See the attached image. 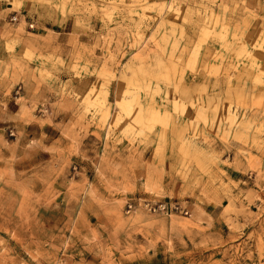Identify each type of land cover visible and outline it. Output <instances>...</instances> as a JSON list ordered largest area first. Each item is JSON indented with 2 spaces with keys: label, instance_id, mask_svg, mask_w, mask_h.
I'll use <instances>...</instances> for the list:
<instances>
[{
  "label": "rangeland",
  "instance_id": "374dc122",
  "mask_svg": "<svg viewBox=\"0 0 264 264\" xmlns=\"http://www.w3.org/2000/svg\"><path fill=\"white\" fill-rule=\"evenodd\" d=\"M0 264H264V0H0Z\"/></svg>",
  "mask_w": 264,
  "mask_h": 264
},
{
  "label": "built area",
  "instance_id": "2783aa9c",
  "mask_svg": "<svg viewBox=\"0 0 264 264\" xmlns=\"http://www.w3.org/2000/svg\"><path fill=\"white\" fill-rule=\"evenodd\" d=\"M142 207L152 213V214H156V215H163V216H169L171 214L174 213H180L183 215H187L188 214V209L185 206H182L179 202L177 201H164V200H157V201H152V200H143V202L141 203ZM138 203L135 202H127L125 204V212L126 214L132 212L133 210H135V208L138 206Z\"/></svg>",
  "mask_w": 264,
  "mask_h": 264
},
{
  "label": "bare ground",
  "instance_id": "6f19581e",
  "mask_svg": "<svg viewBox=\"0 0 264 264\" xmlns=\"http://www.w3.org/2000/svg\"><path fill=\"white\" fill-rule=\"evenodd\" d=\"M229 118V116H227Z\"/></svg>",
  "mask_w": 264,
  "mask_h": 264
}]
</instances>
